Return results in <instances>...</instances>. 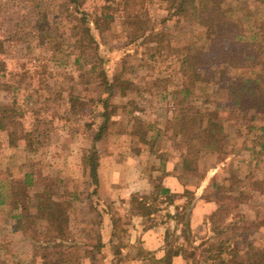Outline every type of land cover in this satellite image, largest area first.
Wrapping results in <instances>:
<instances>
[{"label":"rangeland","instance_id":"obj_1","mask_svg":"<svg viewBox=\"0 0 264 264\" xmlns=\"http://www.w3.org/2000/svg\"><path fill=\"white\" fill-rule=\"evenodd\" d=\"M84 1V8L102 26L101 31L95 30L97 40L92 44L81 33L75 8L67 0H0V39L5 42L0 56L4 62L0 64V107L14 105L23 122L16 146L11 144L10 130L0 129V260L8 264L18 260L76 264L82 259L104 263L109 251L90 246L96 245L95 229L104 221L96 202L106 198V191L94 184L83 156L94 151L95 143L100 163L109 151L123 160L130 148L137 150L154 141L149 126L158 131L154 152L147 144L154 154L146 157L149 172L158 167L157 154L164 160L170 154V158L178 157V174L192 188L201 180L218 179L224 188L219 192L209 188L206 196L219 198L220 221L237 223L238 229L225 232L215 243L234 235L230 252H250L249 245L264 251V150L260 144L264 111L232 105L227 86L237 78L233 71L224 80L217 73L211 83L197 84L188 100L174 94L185 78L181 54L204 41L196 0H186L183 12L171 17L162 0H145L144 30L152 35L143 37L125 24L123 9L112 1ZM219 1L255 11L246 27L264 21L261 1ZM165 18L169 20L163 22ZM102 70L108 77L123 73L133 87L125 95L118 88L110 92ZM190 105L205 112L203 121L196 116L195 126L202 122L225 126L218 148L204 146L202 128L192 132L198 134L196 139L180 131L182 110ZM102 125V138L95 142ZM141 131H146L147 140L140 138ZM104 168L108 172V164ZM46 199L59 204L61 211L55 232L46 214L38 210ZM12 201L19 202L18 209H13ZM116 207L110 211L116 214L119 228L125 229L131 223L129 217ZM13 213L22 214L19 231H14L18 221L11 218ZM241 231L245 232L241 237L234 234Z\"/></svg>","mask_w":264,"mask_h":264},{"label":"trees","instance_id":"obj_2","mask_svg":"<svg viewBox=\"0 0 264 264\" xmlns=\"http://www.w3.org/2000/svg\"><path fill=\"white\" fill-rule=\"evenodd\" d=\"M123 9L125 15V24L134 26L136 33L141 36L152 35V31L144 30V21L147 19L148 11L145 6V0H108ZM167 4L169 16L175 15L177 12H183V4L186 0H162ZM264 3V0H258ZM198 13L201 18V24L204 27L202 37L203 43L195 47H188L186 51L181 54V70L184 75L181 88L177 89L174 94H180L182 100H188L193 95V90L197 84L205 85L211 83L215 79V75L219 73L221 79L224 80L228 74L233 71L237 75L236 79L227 86V91L232 105L234 107H242L248 109L251 106L257 107L259 111H264V21L260 24H255L246 27V23L252 22L255 11L244 6L225 5L219 0H196ZM67 3L75 8V15L81 24V33L86 35L89 43L96 42L97 38L94 32L101 31L102 26L97 19H94L92 14L84 8V0H67ZM165 18L163 22L168 21ZM147 23V22H145ZM96 30V31H95ZM5 42L0 39V56L5 51ZM4 63L0 59V64ZM218 68H220L218 70ZM218 70V71H217ZM123 73L119 72L115 75H107V71L102 70L101 76L104 77L103 83L110 92H114L115 88L120 89L119 94L125 95L133 83L129 79H123ZM232 78V77H231ZM230 78V79H231ZM229 79V80H230ZM221 106H217L220 110ZM205 109L204 111H206ZM107 120V113L104 114ZM199 115L201 121L204 119L205 112L201 108H192V105L182 110L179 124L180 131L188 138L196 139L198 134L192 133L202 128L200 140L204 142V146L208 149H216L220 146V136L225 131V126L218 124H211L204 126V123L195 126L196 116ZM218 116L214 113V117ZM109 118V117H108ZM23 122L18 116L17 108L14 105L0 107V129L10 130L11 144L16 146L18 143V128L22 126ZM12 128V129H11ZM105 125H102L99 132L95 135V142L102 138V132ZM149 129L154 131L152 135L154 141L146 142L150 145L152 152H154L155 140L158 137V131L152 126ZM262 137H264V126L261 129ZM135 134V132H133ZM140 138L147 140L146 131L139 132ZM136 135V134H135ZM261 148L264 150V141L261 143ZM94 151L87 152L83 156V161L86 168L90 170V176L93 178L94 184L99 183L98 169L100 166V157L96 151L94 143ZM251 148V147H248ZM31 150H34L30 147ZM161 159V157H160ZM163 160V158H162ZM30 175L28 174L27 184H29ZM216 192L222 190V185H215ZM185 204L184 214L182 215V222L184 224V238L185 244L173 246L168 249V255L160 264H170L172 256L183 252L188 258V264H264V251L255 250L251 245L248 246L250 252L241 253L230 252L234 235L227 238L224 242L215 243L214 239L224 235L225 232L237 230V223L234 225H224L220 221L218 212H214L207 219L208 232L202 237H195L188 219V213L192 210V198ZM217 195V193H216ZM218 196V195H217ZM169 201L173 200L171 195H167ZM217 201L219 198L217 197ZM135 200V199H134ZM156 198L154 197V201ZM142 200L141 202H143ZM153 201V200H152ZM241 201L240 198L236 199ZM2 202V201H1ZM3 203V202H2ZM13 209L19 208L18 201H12ZM46 203V204H45ZM42 201L38 205V210L45 213L44 218L52 225L53 232H55V222L62 218L59 214V204L53 203L49 199ZM142 204V203H141ZM57 208L56 210H53ZM58 211L57 213H55ZM218 215V216H217ZM217 216V217H216ZM18 223L14 227V231L21 230L22 214L16 215ZM119 221L113 219V224L116 230V236H120ZM58 230V229H57ZM59 233L63 229H59ZM241 237L245 234L244 231L234 233ZM245 240V239H244ZM170 256V257H169ZM49 264V263H44Z\"/></svg>","mask_w":264,"mask_h":264},{"label":"crops","instance_id":"obj_3","mask_svg":"<svg viewBox=\"0 0 264 264\" xmlns=\"http://www.w3.org/2000/svg\"><path fill=\"white\" fill-rule=\"evenodd\" d=\"M140 143L142 146L143 142ZM129 150L123 160L112 151L101 159L99 185L100 190L106 191L103 194L106 198L103 201L99 199L96 206L102 210L104 221L95 229L98 239L96 245L93 243L90 247L92 250L109 251L108 257L102 259V264H160L167 257L170 247L177 248L186 243L181 217L185 204L190 201L188 193L193 197L192 210L187 219L190 229L195 237H202L201 233L205 235L208 232L207 219L218 210L219 203L216 198L207 197L206 194L209 188L215 189L214 186L220 185V182L218 179H205L192 188L178 174L180 167L176 155L170 158L169 154L168 159L162 160L157 154L158 167L149 172L146 157L149 153L154 154L147 144L137 150ZM255 153L253 150V155ZM104 164H108L106 173L103 172L106 170ZM157 172H160V177L154 175ZM118 194L121 196L118 197ZM168 194L173 200L169 201ZM115 205L131 222L125 225V229H119L118 237L113 224L116 214L110 211ZM68 213L67 210L66 215ZM16 215L18 213L11 214V218L17 221ZM0 264L8 263L2 259ZM16 264H24V261L18 260ZM76 264H94V259L90 263L82 259L81 263ZM170 264H188V258L180 252L170 258Z\"/></svg>","mask_w":264,"mask_h":264}]
</instances>
